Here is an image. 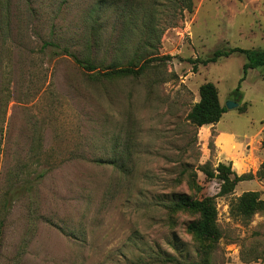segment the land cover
Listing matches in <instances>:
<instances>
[{
    "label": "rangeland",
    "instance_id": "374dc122",
    "mask_svg": "<svg viewBox=\"0 0 264 264\" xmlns=\"http://www.w3.org/2000/svg\"><path fill=\"white\" fill-rule=\"evenodd\" d=\"M234 49L264 52V0H0V264H199V215L171 212L178 194L215 199L210 264H264V210L231 212L246 193L264 201V180L220 197L201 172L220 164L216 128L187 121L211 83L217 130L250 149L264 139V68L241 82L245 55L189 62Z\"/></svg>",
    "mask_w": 264,
    "mask_h": 264
},
{
    "label": "trees",
    "instance_id": "16d2710c",
    "mask_svg": "<svg viewBox=\"0 0 264 264\" xmlns=\"http://www.w3.org/2000/svg\"><path fill=\"white\" fill-rule=\"evenodd\" d=\"M183 6L189 12L193 10V0H182ZM59 48L52 43H45L44 48ZM60 53V52H59ZM238 53L245 55L247 63L243 67L245 79L249 70L264 68V52L261 51H246L241 49H234L229 52L217 51L211 58L207 60H195L189 61L197 68V64L207 67L211 64H216L221 58H228L231 55ZM62 55L71 56L77 65L83 70L93 73L97 71V68L90 62H84L78 60L75 56L71 55L69 51L63 50ZM170 58V57H169ZM156 59H149L141 65H131L129 68L117 69L112 72L103 74L104 78L110 77H127V76H139L145 72L152 65ZM200 101L194 105L190 113L187 116V121L196 128H203L207 126L218 125L224 114L226 108H224L219 99V92L215 85L207 83L200 88L199 91ZM245 111V109H241ZM264 147V142H263ZM264 164L256 175L246 174L238 176L232 169V165H225L220 163L217 169L213 170L209 165H206L201 169V172L207 179H217L221 185L220 197H227L232 195L236 187L244 182L258 178L264 180L263 175ZM168 209L173 213L189 212L199 215V219L193 221L188 226V232L200 243L201 263H211V249L221 238V231L217 223V207L214 198L193 199L186 194L172 195L168 203ZM264 210V201L260 199L258 193H246L237 199L236 203L231 207V212L234 216L240 217L246 221ZM3 225L0 224V243L2 238ZM171 258L168 262H171Z\"/></svg>",
    "mask_w": 264,
    "mask_h": 264
},
{
    "label": "crops",
    "instance_id": "0c3cea01",
    "mask_svg": "<svg viewBox=\"0 0 264 264\" xmlns=\"http://www.w3.org/2000/svg\"><path fill=\"white\" fill-rule=\"evenodd\" d=\"M207 127L216 128L217 136L215 138L214 144L217 154L221 156L220 163L225 165L233 164L232 166H234V170L237 174H239V176H243L246 174L256 175L258 167L264 163V158L258 155L259 153L261 154V152L264 151V139L260 138L257 148L250 149L248 145L242 147L241 144H238L237 141H235L234 136H232L233 140L230 143V136L219 132L217 130L218 125ZM258 137H260V135L256 136L254 139L257 140L259 139ZM252 163L256 164V167H253ZM257 164L259 165L257 166ZM236 165L241 168V171L236 169Z\"/></svg>",
    "mask_w": 264,
    "mask_h": 264
},
{
    "label": "water",
    "instance_id": "95a60500",
    "mask_svg": "<svg viewBox=\"0 0 264 264\" xmlns=\"http://www.w3.org/2000/svg\"><path fill=\"white\" fill-rule=\"evenodd\" d=\"M227 107H228V109H233V108L237 107V105H233L231 103H228Z\"/></svg>",
    "mask_w": 264,
    "mask_h": 264
}]
</instances>
